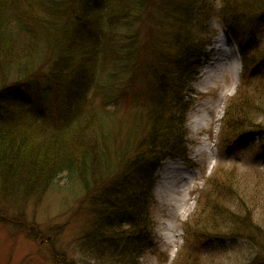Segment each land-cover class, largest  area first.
I'll use <instances>...</instances> for the list:
<instances>
[{
	"label": "rangeland",
	"instance_id": "rangeland-1",
	"mask_svg": "<svg viewBox=\"0 0 264 264\" xmlns=\"http://www.w3.org/2000/svg\"><path fill=\"white\" fill-rule=\"evenodd\" d=\"M84 1L56 0V6L60 5L65 12L62 22L67 25V32L76 26L75 16L86 18L83 15L84 4L89 2L93 21L99 11L104 10L98 21L105 31L110 25V39L114 44L122 39V35L135 33L138 29L140 42L149 37L144 40L146 48H149L143 56L145 61L154 53L163 65L170 60L171 50L164 44L165 36L168 30L176 33L178 28L169 17H162L161 12H158V0H145L146 10L136 20L117 19L113 15L111 11L118 0H101L100 7H95L93 0ZM108 1L113 3L111 13L107 12ZM138 1L135 0L136 3ZM211 1L215 2L213 7L217 8L219 0ZM130 7L133 8L132 4ZM192 26L188 30L191 35L188 56L193 57V72L197 75L188 89L193 104L186 116V156H161L154 174L153 203L149 209L152 222L149 247L141 253L136 263L131 261L132 264H251L256 257V248L243 236L248 235V240L256 244L264 243V121L262 124V119L258 118L255 123L258 127H247L248 131L238 139L236 136L232 139L235 133L231 132V128L225 129L224 121V114L232 102L238 104V113L243 112L245 116H248V111L251 115L259 114V110L252 108L259 106L262 110L260 114L264 117V59L243 72L237 47L229 38L233 44L235 62L240 68L236 82L230 68L208 74L202 81L199 76L206 50L213 44L214 38L222 35L223 28L216 14L206 24L202 23L198 28L193 26L195 33H192ZM4 34L8 43H11V50L17 52L14 54L18 56L13 54L16 61L13 58L6 62L0 50V87H8L16 77L33 79L30 81L32 83L34 79L45 77L48 69L56 65L53 49L46 46L47 42L42 44L43 41L36 39L37 36L30 37L18 27H13V24L5 27ZM256 37L257 55H260L264 52V27L263 31L256 32ZM68 38V34L60 37V49H67ZM102 38L95 42L96 49ZM255 51L250 48L248 54ZM100 55L99 51L89 54V59L96 66L91 76L93 81L84 89V104H88L91 109L100 105L107 107L110 116L105 123L111 126L125 129L133 116L143 121L144 117L139 115L149 110L153 95L145 63L141 62L140 70L115 72L111 65L100 66ZM257 55L252 57V61L256 60ZM71 62L73 65L74 62ZM37 94L38 91L25 94L28 99L25 107L35 106ZM195 109H198L203 124L196 128L191 124V114ZM48 110L50 107L43 104L42 111ZM62 121L61 114L56 113L53 122ZM137 129L140 130V127ZM36 133L45 137L43 131L36 130ZM86 133H89V127ZM203 146L206 148L198 154L197 150ZM174 160L181 161L187 170H191L195 181L187 184L183 192L176 193L177 198L183 195L185 202L166 203L164 194L160 196L157 193L160 183L158 173L163 162ZM9 177L0 169V264H97V257H106L103 252L109 255L107 240H104L105 245L102 247V242L94 237L98 219L91 200L85 196L73 176L58 175L47 188L37 182L28 185ZM177 205L183 206V213H176ZM244 218L249 228L248 234L239 228L238 221ZM198 220L201 224L217 227L229 220L234 223L229 224V228L220 227L215 233L202 230V226L197 228ZM170 225L173 229L169 230ZM168 231L170 239L165 237ZM205 233L209 239H203ZM120 242L115 239L113 244ZM113 257L108 256L99 264L126 263V256L123 260Z\"/></svg>",
	"mask_w": 264,
	"mask_h": 264
},
{
	"label": "trees",
	"instance_id": "trees-1",
	"mask_svg": "<svg viewBox=\"0 0 264 264\" xmlns=\"http://www.w3.org/2000/svg\"><path fill=\"white\" fill-rule=\"evenodd\" d=\"M118 1L112 11V1L106 3L107 12H112L117 19L136 20L147 7L145 0L138 3L135 0ZM213 4L215 2L211 0H158V12L162 17H169L178 28L176 33L167 31L164 44L171 50V58L163 65L155 53L150 54L148 60L143 59L149 50L144 40L149 37L140 42L138 29L135 33L122 35V39L114 44L110 39V25L105 31L98 21L104 10H98L93 21L89 2L84 4L86 18L75 16L77 24L67 32V25L62 22L65 12L60 5L56 6V0H0L3 59L7 62L14 55L18 56L3 35L5 27L11 24L32 38L37 36L42 44L47 42L46 46L53 49L56 56V65L48 69L45 77L34 79L32 83L33 79L16 77L8 87H0V169L10 179L28 185L37 182L45 188L58 175L73 176L95 209L98 222L94 237L102 242V247L104 240L108 243L109 255L103 252L106 257H97V264L108 256L121 260L126 256L125 264L136 263L146 251L150 243L152 222L149 209L153 203L154 172L158 162L163 155L185 156V124L191 106L188 89L196 75L193 57L188 56L191 42L188 30L191 26L198 28L216 14L238 47L243 71L264 59V52L257 55L256 41V32L263 31L264 27V0H219L217 8ZM93 5L100 7L102 1L93 0ZM193 26L192 33H195ZM64 34L69 35L66 50L60 49V37ZM101 36L103 38L96 49L95 42ZM250 48L256 51L249 55ZM97 51L101 54L100 66L111 65L115 72L140 70L141 62L145 63L153 95L149 110L139 115L144 117L143 121L133 116L125 129L111 126L105 123L110 116L107 107L100 105L91 109L84 104V89L93 81L91 76L96 66L89 54ZM256 55V60L252 61ZM43 82L46 85L43 86ZM30 91H38L33 108L25 107L28 102L25 94ZM43 104H47L50 110L43 112ZM237 105L232 102L224 119L225 129L231 128L235 133L232 139L247 132L249 126L258 127L255 124L258 118L262 119L261 123L264 121L259 106L252 108L260 113L251 115L248 111V117L243 112L238 113ZM56 113L63 117L61 123L53 122ZM91 122L95 124L89 125ZM88 127L89 133L84 134ZM36 130L45 132V137L38 136ZM245 222L244 218L238 224L248 234ZM233 223L229 220L217 227L201 224L198 220L196 227L202 226V230L216 233L220 227L229 228ZM243 238L256 248V257L251 264H264V243H253L248 240V235ZM115 239L121 241L120 244L114 245ZM203 239H209L207 233ZM111 245H114L112 249Z\"/></svg>",
	"mask_w": 264,
	"mask_h": 264
},
{
	"label": "bare ground",
	"instance_id": "bare-ground-1",
	"mask_svg": "<svg viewBox=\"0 0 264 264\" xmlns=\"http://www.w3.org/2000/svg\"><path fill=\"white\" fill-rule=\"evenodd\" d=\"M222 34L225 32L222 30ZM225 41L221 35L214 38L213 44L210 45L205 53V58H203L204 65L200 73V80H205L208 74H213L218 71H224L230 68L234 81L236 82L240 68L235 62V53L233 44L226 38ZM235 88V85H234ZM191 124L193 127H198L201 123V118L198 116V109H195L192 114ZM206 146L200 147L197 150L199 154ZM160 183L157 189V193L161 196L164 194V200L166 203H172L174 201H183L186 199L182 195L179 198L176 197L178 191L183 192L184 188L187 186L189 180L193 177V174L187 170V168L182 164L181 161H165L163 166L159 170ZM184 208L182 205H177L176 213H183ZM169 229H173V226H168ZM168 237V236H167ZM171 238L168 237V239Z\"/></svg>",
	"mask_w": 264,
	"mask_h": 264
}]
</instances>
